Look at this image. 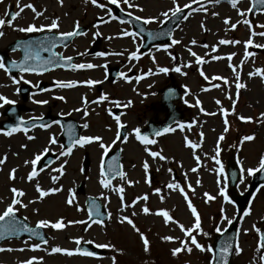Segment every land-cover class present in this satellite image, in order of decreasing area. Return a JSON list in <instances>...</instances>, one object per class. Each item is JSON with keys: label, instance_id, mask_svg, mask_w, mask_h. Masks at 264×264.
Here are the masks:
<instances>
[{"label": "rangeland", "instance_id": "rangeland-1", "mask_svg": "<svg viewBox=\"0 0 264 264\" xmlns=\"http://www.w3.org/2000/svg\"><path fill=\"white\" fill-rule=\"evenodd\" d=\"M14 1L16 3L15 12L20 11L21 8L23 11L5 29H1L4 33L3 36H0L1 50H5L4 46L15 38L26 34L18 29L29 25L47 26L51 21L58 19L59 27L57 29L44 27L43 30L67 32L71 31L74 23L77 22L80 26L88 28L86 35L79 36L72 44L60 47L58 51L63 56L79 58L77 64L91 63L97 67L73 69L66 75H59L62 72L59 70L47 77L50 79L62 78L65 82H83L91 79L100 81V83L91 85L83 93H80V88L77 87L83 83L72 88H64V90L56 88L51 98L54 106H50V108L54 111H57V107L60 111L68 108L80 124L81 136H100L108 148L119 146L122 149V166L126 178H115L111 181L109 188H104L100 184L98 158L102 149L99 147V142L94 141L83 147L78 146L76 153L60 157L59 153L62 151L59 140L61 131L56 126H52L47 132L37 131L31 135L34 137L33 140H28L22 133L16 137H2L0 153L2 157L6 155L7 160L5 164L0 165V170L3 168L0 172V214L11 203L13 197L11 189L17 188L25 193L20 199L23 204L28 206L25 208L16 205V209L25 217L28 215L27 219H31L32 224L38 223L40 220L54 223L63 218L65 227L63 229L46 227L49 233L48 243L45 245L39 242L41 247L36 250H33L32 245L37 242L29 240H12V242L2 243L0 248L4 249H12L14 245L20 244L21 246L23 244L25 251L21 258H10L12 257L11 251L0 252V264H18L21 259L28 260L33 257L37 258L35 264H113V257H115V264H211L212 253L201 252L194 246L191 253L182 251L177 256H173L171 250L177 246L180 247V241L187 238L177 223L165 224L164 219L155 213L158 210H167L175 218L174 220L183 224L185 228L194 225L195 219L185 218L183 214V210H186L185 208L188 206L182 193L166 187L168 183L175 180L184 188L192 205L197 209L201 220V230L194 231L193 235L205 247H212V235L217 232V228L224 231L229 225L228 220L233 222L240 218L237 206L233 201V195L245 192L252 177L246 170L257 168L260 158L264 156V116L261 115L264 113V78L256 76L257 81H251L248 75L256 68L264 69V48L255 47L257 44H264V37L251 35L252 31L256 33L264 31V28L260 27V25H264V10L257 14L248 12L251 0H239L235 9L230 3L221 0L220 3H208V0H202V2L207 1L208 11L206 13H192L187 20L183 19L175 29L170 42L155 44L146 52H142L140 50L141 37L122 35L124 31L134 32L131 24L125 21L121 23L119 19H112L104 8L93 5L90 0H62V4L60 0H0V19L3 16V11L8 9ZM130 2L138 7L129 9L122 0L118 5L111 4L109 0H97L98 4L103 3L106 8L111 9V16L114 17H116L114 9L120 7L127 13L131 12L134 16H140L142 20L158 18L154 22L146 24L148 28H155L163 24L166 19L161 16V13L174 6L173 0H130ZM176 2L183 7L184 4L191 3V0H176ZM27 4H32L42 15L36 16L31 9L25 8L24 5ZM195 6L197 5H192V7ZM219 6H228V9L225 12L220 11L217 8ZM185 10L188 13L190 11L189 9ZM239 11H244L245 16H239ZM213 12L218 15L213 16ZM101 17L110 23L102 25ZM226 18H230V24L236 23L238 20L249 19L251 29L242 22L232 29L230 25L223 23ZM95 25H99V27H94ZM97 31L101 33L99 36L101 39L100 52L109 53L103 57L87 53L88 48L92 47L96 39L94 33ZM37 32L40 31L35 33ZM173 39L179 40L180 43L173 45ZM221 39L238 40L241 43L219 45L218 41ZM248 39L253 40V45L248 46L247 51L253 52L254 55L245 60V42ZM192 40H196L197 43L193 45ZM205 44L209 47L205 48ZM212 46H217L215 52L212 51ZM189 48L207 62L197 65L195 58L188 51ZM134 51L137 52L138 59L130 57ZM216 52L223 57L220 64L212 63L211 57ZM80 53H84V55H79ZM233 53L235 55L229 61L227 56ZM18 55L19 53L10 52L11 57H18ZM242 60L244 62L241 65ZM112 65L119 66L128 79L125 80L121 76L114 82L107 81L106 70ZM230 65L236 66L240 82L246 85L245 88L239 90L238 95L235 88L236 73L233 72ZM161 67L168 68L169 71L161 73L159 72ZM177 67L181 69L180 72L175 71ZM201 71L209 77V80H205L200 75ZM144 74L150 76L149 79L145 80ZM215 75L227 78L228 84H224L223 80H212L211 78ZM138 76L142 78L137 80ZM6 80L8 77L3 69H0V95L11 97L6 88ZM170 81L181 85L184 90L179 104L185 107L186 117L171 127L175 129L174 132H167L151 138L157 141L156 144L143 145L134 138L133 129L143 128L148 120L164 118V113L160 108V88ZM213 84L220 86L215 87V91L212 92L203 90ZM47 94V98H49L51 92ZM101 95H106L108 99L92 106V99L95 98L94 100L98 101ZM61 96L64 97L63 100L57 99ZM85 98L86 104L83 102ZM197 100L200 101L199 104L196 103ZM217 100L221 102L219 105L216 103ZM114 101H119L123 110L120 116L121 122L128 129L126 142L124 139L116 140L117 124L114 114H110L108 111L117 107L113 103ZM129 101L132 102L131 105L125 107L124 105H127ZM3 103L0 100V108ZM47 108L44 106L42 110L47 111ZM201 108L204 111H201ZM221 108L228 111L227 132L224 131L225 117ZM76 109H81V111H76ZM85 110L87 115L84 114ZM209 113H215V115H209ZM241 116L252 119L250 121L241 120L239 118ZM84 124H87L88 127L84 128ZM179 124H192V127H185L184 130H181L178 127ZM200 132L204 133L202 139L199 135ZM221 135L224 136L223 140H219ZM246 135H253L254 139L241 143L242 138ZM52 137L56 139L55 144L49 143ZM185 137L201 146L193 151L186 146ZM24 145L27 147H23ZM45 147L52 150L51 152L56 155V160L53 164L45 167L44 171L39 172L38 177L29 182L26 180V176L31 171V165H26L25 161L31 156L34 158V155L41 153ZM146 147L150 151L161 152L166 159H153L145 151ZM217 147H219L217 158L220 164L212 159L217 154ZM85 153L90 155L91 167L83 172L81 168ZM230 154H233L237 159L240 169H245L241 173L243 182L240 179L235 191L228 186L226 173V161ZM197 155L200 157L199 165L195 160ZM65 160L67 163L64 164L62 175L51 171L53 168H59ZM144 161L149 164L147 172L142 167ZM221 165L224 170L222 174L219 172ZM8 168L9 170L17 169L15 179L7 178V175L10 176ZM192 168H198V171L192 172ZM169 169L172 171L169 172ZM37 170H39L38 166ZM174 170L177 172V179L174 178ZM53 175L59 176L55 182L51 179ZM129 180L132 181L131 184L127 182ZM198 180L199 183H197ZM80 182L85 184V193L76 191ZM37 183L44 190L53 187L61 190L41 199L35 188ZM189 184L194 187H191L194 191L189 189ZM119 186L124 187L123 202L120 199V194L113 190ZM221 187L225 189L231 203L220 195ZM157 188L161 189L159 194L155 192ZM175 191L178 192V197L173 194ZM205 193L214 196L215 199L207 200L204 196ZM145 194L148 196L147 201L139 200L134 206L132 205V201ZM89 195L97 196L102 200L110 214L106 222L102 224L87 223L88 213L85 199ZM70 196L73 199L71 205L66 202ZM161 196L164 197L163 200H161ZM30 201L34 202L29 203ZM181 202L185 203L186 207L181 208ZM124 204L129 206L123 207ZM144 206L149 208L150 214L142 212ZM245 212H250V214L247 216L242 214L240 218L241 231L237 240L242 252L238 255L233 253L231 264H264V252L260 246L259 233L255 230L256 228L260 229L264 223V186H261L255 193ZM133 213L135 216L132 215ZM123 216L133 219L140 233L147 237L149 240L148 251L144 250L140 234L127 222L120 223ZM224 216L228 220L223 219ZM76 221H85V223H75ZM165 236H172L176 239L166 241L163 239ZM76 239L96 245L108 244L110 247L103 248L107 250V254L103 257L87 256L74 251L77 248ZM52 247L67 249L73 251V254L51 253Z\"/></svg>", "mask_w": 264, "mask_h": 264}, {"label": "snow or ice", "instance_id": "snow-or-ice-1", "mask_svg": "<svg viewBox=\"0 0 264 264\" xmlns=\"http://www.w3.org/2000/svg\"><path fill=\"white\" fill-rule=\"evenodd\" d=\"M90 2L93 4V5H96L100 8H104L107 12V14L112 18V19H117V17H114V16H111V9H108L106 8V5L103 4V3H97V0H90ZM109 2L113 5H118L120 0H109ZM122 2L127 5V7L129 9L131 8H134V7H138V5H134L130 2V0H122ZM228 2L230 3V5L232 6V8H237V5H238V2L239 0H228ZM60 3L62 4V0H60ZM208 3H220V0H208ZM260 4V5H264V0H253V3H252V6L247 10L248 12H251L253 8L256 7V4ZM173 4L174 6L169 8L167 11H164L161 13V16H163L165 19H170V18H173V17H178L180 16V14H182L184 12V9H189V13L188 15H183V19L184 20H187L189 18V15H191L192 13H195V12H207L208 9L207 7L205 6V3L202 2V0H191V3H186L183 5V7L180 6L179 3L176 2V0H173ZM195 4L197 5V7H192V5ZM25 8H28V9H31L33 11V13H35L36 16H40L42 15L41 12H38L35 7L32 5V4H27V5H24ZM141 11H143V9H140ZM23 11V8L20 9V11L16 12V13H12L11 14V19L8 21L9 24H11V21L14 20L16 17H18L20 15V13ZM239 16L241 17H244L245 16V12L244 11H239ZM128 15L131 17L132 16V13L129 12ZM213 16H216L218 15L217 13L213 12L212 13ZM133 19H135L136 21H140L142 18L140 16H135L133 17ZM158 18H155V17H152V18H147V19H144L143 20V23L146 25V24H150L152 22H154V20H157ZM243 23L245 25H248L251 29V21L249 19H243L242 21L238 20L236 23H231L230 24V18H226L223 23L225 25H230V27L232 29H235L237 27V25L239 23ZM6 23L5 20L3 19H0V26H3L4 24ZM100 23H107V21H105L102 17L100 18ZM121 23H124L123 20H121ZM44 27H47L49 29H57L59 27V24H58V19L57 20H53L51 21V23L47 26H40V27H37L35 25H29L27 27H22V28H19L18 30L21 31V32H25V33H32V32H36V31H42L44 29ZM94 27H99V25H95ZM201 27L203 28L204 25L202 24ZM261 28H264V25H260ZM4 33L2 31H0V36H3ZM82 35H86V33L82 32L80 30V25L79 23H74L73 25V28L71 31H67V32H62L60 33V36L64 39V40H67L69 39L70 37H75V36H82ZM95 36H100L101 33L99 31L95 32L94 33ZM122 35L124 36H128V37H133L135 35H137L136 32H129V31H124L122 33ZM251 35L252 36H256V35H259L261 37H264V31H261L259 33H256L254 31L251 32ZM180 43L179 40H176V39H173L172 40V44H178ZM191 43L193 45H195L197 42L196 40H192ZM241 43L240 41L238 40H228V39H221L218 41V44L219 45H232V44H239ZM250 45H253V40L252 39H248L246 42H245V48H246V51H245V54H244V59H248L249 57L253 56L254 53L253 52H250V51H247V48L248 46ZM205 48L209 47L207 44L204 45ZM216 47L217 46H212V51L215 52L216 51ZM255 47H258V48H264V44H257L255 45ZM167 50V49H165ZM190 55L192 57L195 58V62L197 63V65H201L203 63H206L207 61H205L203 58H201L200 56H198L195 52L192 51L191 48L188 49ZM109 53H106V52H98V53H95V55L97 56H106L108 55ZM117 54H120V53H117ZM79 55H84V53H80ZM235 55L234 53L233 54H230L227 56V59L229 61H231L232 59V56ZM130 57L132 59H138V55H137V52H132L130 54ZM32 59V56L31 55H26L25 56V60H30ZM38 59V57H37ZM173 59H175V57H173ZM212 60H220V59H223V57L219 56V55H214L211 57ZM73 60L72 57H66L65 58V61L66 63L69 64V66L73 69H92V68H95L97 67V65H94V64H91V63H80V64H76V63H71ZM50 62V61H49ZM243 60L241 61V65L243 64ZM12 67H19L21 71L23 72H30V71H36V68L34 67H29L27 66L26 64H20L18 65L16 61H12ZM230 67L232 68L233 72L236 73V76H235V88L237 90V95L239 93V90L242 89V88H245L246 85L241 83L240 82V75H239V72L237 71L236 69V66H232L230 65ZM0 69H3L5 70V72L7 73H10L11 72V69H9L8 67H6V64L3 60V58H0ZM169 69L168 68H164V67H161L159 68V72L161 73H166L168 72ZM175 71L177 72H180L181 69L179 67H177L175 69ZM120 75L122 77H124L125 80L128 79V77L124 74V73H120ZM200 75L205 79V80H209V77H207L203 71L200 72ZM248 75L251 77V76H261L262 78H264V69H261V68H256L255 71H252V72H249ZM142 77L138 76L136 77L137 80L141 79ZM23 77L21 76L20 77V80H22ZM212 80H223L224 84H228V80L227 78L225 77H220V76H214L211 78ZM13 80V83L15 84H18L20 82V80H17L15 77L12 78ZM79 83H83V84H86V85H95L97 83H100V81H96V80H86V81H83V82H77V81H68V82H64V81H57L56 82V86L57 87H60V88H72V87H75L77 86ZM220 85L218 84H213L212 87H219ZM204 91H207L208 89H203ZM17 91H19V89H17ZM231 99V97H229ZM57 99H60V100H63L64 97H57ZM108 99V97L106 95H101L99 98H98V101H93V103H97V102H102V101H106ZM0 100H2L5 104H12V103H15V101H11L9 100L7 97L5 96H2L0 95ZM85 104L87 103V100L86 98L84 99L83 101ZM35 103H38V104H46L47 101H35ZM117 107H120V102L119 101H114L113 102ZM131 101L128 102L127 105H124L125 107L127 106H130L131 105ZM197 104L200 103L199 100H197L196 102ZM216 103L219 105L221 102L219 100L216 101ZM201 111H204L203 108L200 109ZM76 111H81V109H76ZM109 113L111 114V109L108 110ZM233 111H234V106H233ZM221 112L223 113L224 115V124H225V129L224 131L227 132L228 131V120H227V116H228V111L221 108ZM85 115H87V111L85 110ZM209 115H215V113H209ZM262 116H264V113L261 114ZM241 120H251L252 118L251 117H244V116H241L239 117ZM34 120L35 119H40V118H33ZM114 120L117 124V128H118V132H117V135H116V140H120L121 139V134L119 132V129H123L125 128V125L121 122V116L120 115H114ZM25 122L22 120L21 121V125H23ZM57 123H59L57 121ZM195 123V122H193ZM33 127H36L37 125L35 123H33L32 125ZM41 128H47V127H50V125L48 124H40L39 125ZM84 128H87L88 125L87 124H84L83 125ZM178 127L181 129V130H184L185 127H188V128H191L192 127V124H188V125H185V124H179ZM19 131H23L25 134H27L28 132V128L27 127H21L20 125H17L15 127H12L10 130L6 131L4 134L7 135V136H11L14 132H19ZM175 129L174 128H165L163 129V132L164 133H167V132H174ZM133 133H134V138L139 141L141 144L143 145H153V144H156L157 141L155 139H150L148 136L146 135H142L141 133V129L140 128H135L133 129ZM129 135H131V133H129ZM156 135L159 136L161 135V132H156ZM201 139L203 138V135L204 133L203 132H200L199 133ZM28 140H33L34 137L32 136H28L27 137ZM224 139V136L221 135L219 137V140H223ZM254 139V136L253 135H246L242 138V141L241 143L245 142V141H252ZM99 142V147L103 150V153L104 155H107L108 151H109V148L108 146H106L103 141H102V137L100 136H81L79 137L78 139H75L66 149H64V146H61L62 147V151H60L59 153V156H64V157H67L69 155L72 154V150H73V147H76V146H79V147H83L85 144H90L92 142ZM124 141L126 142L127 141V136L124 137ZM185 141H186V146L191 148L193 151H195L197 148H199L201 145L199 143H195L191 140H189L187 137H185ZM49 143L51 144H55L56 143V139L55 137H52L49 141ZM113 143H115V141H113ZM23 147H27L26 145H24ZM48 148L45 147L44 149L41 150V153H37L34 155V158L31 159L30 161L29 160H26L25 161V164H30L31 165V171L27 174L26 176V180L31 182L34 178L38 177L39 175V172H42L44 171V168L41 167L39 169V171L37 170V162L41 161L42 159V154L43 153H47L48 152ZM145 151L148 153V155L150 157H152L153 159H156V158H159L160 160H164L166 159L165 156H163L161 154V152H158V151H150L147 147L145 148ZM216 156H213L212 159H214L216 161L217 164H220V161L219 159L217 158L218 155H219V147H217V150H216ZM59 156L57 157V159L59 158ZM7 160V156L5 155L4 157H0V165H3ZM195 160L197 162V165H199V162H200V157L197 155L195 156ZM67 163V160L64 161V163H62L60 165L59 168H53L51 171L52 172H56V173H59V174H63L64 172V164ZM142 167L143 169L147 172V170L149 169V164L147 161H144L143 164H142ZM17 169L13 168L11 169L10 171V176L9 178L10 179H15V173H16ZM169 172H171L172 170L169 169L168 170ZM192 172H196L198 171V168H192L191 169ZM223 166L221 165L220 166V169H219V172L222 174L223 173ZM245 171V169L241 168V173H243ZM247 173L249 175H252L254 174L255 172L257 171H264V156H262L259 160V164H258V167L257 168H249L246 170ZM121 179H125L126 178V173H124L123 171H120L117 173ZM100 175H101V179H100V184L104 187V188H109L111 186V179H108V178H105L106 177V173H105V162L104 160L102 159L101 160V164H100ZM51 179L53 182H55L56 180L59 179V176L58 175H53L51 176ZM129 184L132 183V181H127ZM241 182L242 179H241ZM197 183H199V180L197 181ZM219 183V181H218ZM166 187L170 190H177L179 192H181L183 195H184V199L186 200L187 202V206L188 208L191 210V213L193 214V216L195 217V223L192 227H189V228H185V226L183 224H179L178 221H175L173 219V217L170 215V213L167 211V210H158L155 214L156 215H159L161 216L163 219H164V222L165 224H168L169 222H172V223H177L178 227L180 228V230L184 233V236L187 238L185 240H181L180 241V247H177V248H174L171 250V254L173 256H177L179 253H181L182 251H186L188 253H191L192 250H193V246L198 249L199 251L201 252H209V253H212L213 252V249L211 246H208V247H205L204 245L200 244L196 238L195 235H193V232L194 231H197V230H201V220H200V216L197 212V209L192 205V202L191 200L188 198V195L187 193L184 191V188L181 187V185L177 182H175V180H173V182L171 183H168L166 185ZM188 187L191 189V184L188 185ZM35 188H36V191L37 193L39 194V198L43 199L44 197H47L49 194L51 193H56V192H59L61 189L60 188H56V187H53V188H49L47 190H44L43 188H41L40 184L37 183L35 185ZM114 191H117L119 194H120V199L121 201L123 202V193H124V187L123 186H119L117 188H114L113 189ZM194 191V189H193ZM220 195L224 197V199L231 203L232 201L229 199L225 189L223 187L220 188ZM11 192L13 193V197L11 199V203L6 207V209L2 212V214H0V221H5L6 218H9V217H12L14 218L15 217V213L17 211L16 209V205H20L21 207H25L27 208L28 205L26 204H23L22 200L20 199L21 197H23L25 195V193L20 190V189H17V188H12L11 189ZM155 192L157 194H159L161 192V189L160 188H157L155 189ZM204 196L207 198V200H214L215 197L214 196H211L209 195L208 193H205ZM161 200L164 199L163 196L160 197ZM148 199V196L145 194L144 196H141V197H137L136 200L132 201V205L134 206L137 201L139 200H144V201H147ZM34 201H30L29 203H33ZM69 205H71L73 203V199L72 197L70 196L68 198V200L66 201ZM129 205L127 204H124L123 207H128ZM142 212L144 214H150V210L147 206H144L143 209H142ZM250 212H245L244 215L247 216L249 215ZM133 216H135V213L132 214ZM110 216V214H109ZM223 219L225 220H228V218L226 216L223 217ZM89 220L92 222V223H95L96 221L92 220V217H91V214L89 216ZM14 222V221H13ZM127 222L128 225H130L137 233L140 234V237H141V240H142V243L144 245V250L145 251H148L149 250V240L147 239V237L143 234V233H140V230L139 228H137V226L135 225V223L133 222V219H131L129 216H123L121 219H120V223H125ZM69 223H73V222H69ZM75 223H85V221H76ZM102 223V221H101ZM228 223L231 224L232 221L231 220H228ZM48 226H51L52 228L54 229H63L65 227V223H64V220L63 218H60L58 220H56L54 223L48 221V220H40L37 224V228H42V227H48ZM90 226V225H89ZM20 230H23V231H27L29 233H32L33 235H36V236H39V232H34L33 229L27 227L26 225L22 226V229ZM258 233H260V239L262 242H264V233H261V230L259 228H256L255 229ZM11 231L15 232L17 231V229L13 228L11 229ZM216 231H221L220 228H217ZM204 235H208L207 233H203ZM164 240L166 241H172L176 238L172 237V236H165L163 237ZM42 243L43 244H47L48 241L46 239H42ZM75 243L77 245H80L81 244V240L80 239H76ZM88 243H91V242H88ZM41 247L40 243H37V244H34L32 245V248L33 250H36V249H39ZM97 248H107V247H110V245L108 244H97L96 245ZM261 247H264V243L261 244ZM232 249V245L231 244H225L224 246L221 247L220 249V252H221V255H222V260H221V264H227V261L226 259H223V257L227 256V254H229L230 250ZM3 251H13V249H4V248H0V252H3ZM21 251H23V249H21ZM51 253H66L68 255H72L73 254V251H70V250H67V249H63L61 247H52L50 249ZM75 252H81V248L80 247H77L75 250ZM234 252L235 254H240L242 252V249L240 248L239 244L237 243L236 246H235V249H234ZM83 255H87V256H93L95 255L93 252L91 251H83L82 253ZM37 258L33 257V258H30L28 260H25L22 262V264H34V262L36 261ZM216 257H215V254H213V260H215ZM113 264H115V257H113Z\"/></svg>", "mask_w": 264, "mask_h": 264}, {"label": "water", "instance_id": "water-1", "mask_svg": "<svg viewBox=\"0 0 264 264\" xmlns=\"http://www.w3.org/2000/svg\"><path fill=\"white\" fill-rule=\"evenodd\" d=\"M263 8H264V5H260L257 3L256 7L253 8V12H256ZM184 14L185 12L180 14V16L178 17L171 18L165 26H163L162 28L158 30H152V31L145 30L142 24L133 18L124 16L123 14H120V16L125 19H130V20L132 19L135 22L136 31L146 38V41L142 48L143 50H146L151 44L155 42L168 41L170 39L173 29L181 21ZM73 38L74 37H70L69 39L64 40L60 35L51 34V33L30 37L28 39L29 43L26 46H23V58L20 62H18V64H26L27 66L31 67V63H34L36 65H40L36 69H40L41 71H45L47 69L65 65V60L61 58V55L55 52V48L60 44L62 45L68 44L69 42L72 41ZM16 47H18V44H14L12 48L15 49ZM91 51L95 52L96 48ZM26 55H31L32 59L26 61L25 60ZM7 63L11 65V61L8 60ZM110 74H111V78L114 79L118 77L119 70L117 68H114L111 70ZM179 93H180L179 89L175 87L165 88L163 92V97H162V106L167 114L166 119L162 122H157V123L150 122L146 130L142 132V135H146L150 137L152 135H155L156 132L158 131L163 132V129L167 128L169 125H171L176 120L183 118V114L179 111V109L174 104V100H177L179 98ZM117 112L119 113V111ZM121 133H122V136L125 137L126 128H123L121 130ZM65 135L68 137V140L66 142L67 145H70L75 139L78 138V131L74 124H70V126L66 127ZM53 159H54L53 156H48L45 161V164L50 163L51 161H53ZM120 171H121L120 150L118 149L112 155H110L107 160V163H106L107 177L111 179L115 175H118L117 173ZM228 172H229V178H230V185L235 186L239 178V171L233 159L229 160ZM262 183H264V171H257L253 176L252 182L249 186L247 193L242 196L235 197V200L237 201L239 205L240 211H243L247 207L252 193ZM82 187L83 186H80V189H82ZM88 205L90 208L92 219L97 218L102 221L107 217V215L103 212L100 206V203L97 200L90 198L88 200ZM24 225H26L25 221L23 223L18 224L16 221L14 222L9 221L8 218H6L5 221H0V243L6 238L22 237L23 235H25V233H29L27 231L20 230L22 229V226ZM13 228L17 229V231L15 232L11 231V229ZM238 230H239V225L235 223L224 234H221V235L217 234L214 236L213 246H214V254H215L216 259L214 260L213 264H221L222 255H221L220 249L225 244H231L232 249L230 250L229 254L223 257V259H226L227 264H229V260H230V257H231V254H232V251L235 245V241L237 238ZM33 231L39 232L40 235L36 236V235H33L32 233H29V234L32 236H35L36 238L40 240L46 239V236H43L42 234V229L35 228L33 229ZM262 233H264V227L262 229ZM79 247L81 248V251H85V250L91 251L95 255L103 254V252L100 249L90 244L83 243Z\"/></svg>", "mask_w": 264, "mask_h": 264}, {"label": "flooded vegetation", "instance_id": "flooded-vegetation-1", "mask_svg": "<svg viewBox=\"0 0 264 264\" xmlns=\"http://www.w3.org/2000/svg\"><path fill=\"white\" fill-rule=\"evenodd\" d=\"M5 75L8 77V80H6V88L9 90L10 94L13 95L18 103V107L20 108V114L25 119H31V118H37L42 117L45 115H54L55 112L50 110V104L51 102H48V95L41 94L45 92V90L48 89V86L50 84L49 79H45L44 76L49 74H43L39 75L37 73H31V72H19L16 76H13L7 72H5ZM23 77L22 80H20V77ZM15 77L17 80H20L18 84L13 83L12 78ZM24 83L30 84V91L26 95V101H24V94L21 92V86ZM39 83H44L45 87L43 90H40L38 87ZM19 89V91H17ZM41 98V99H40ZM35 101H47L46 104H38L35 103ZM48 107L47 111H43V107ZM2 113V112H1ZM2 119H4V116H2ZM1 124V123H0ZM7 130H4L0 127V138L1 136H7L4 133ZM14 134V133H13Z\"/></svg>", "mask_w": 264, "mask_h": 264}, {"label": "bare ground", "instance_id": "bare-ground-1", "mask_svg": "<svg viewBox=\"0 0 264 264\" xmlns=\"http://www.w3.org/2000/svg\"><path fill=\"white\" fill-rule=\"evenodd\" d=\"M203 3H205V6L207 5V1L206 2H203ZM11 4H14L15 5V1L13 2V3H11ZM195 7H197V6H195ZM228 6H219V7H217L220 11H224L225 12V10L226 9H228L227 8ZM195 13H199V12H195ZM105 20V19H104ZM105 21H107V20H105ZM110 22L109 21H107V23H101L102 25H107V24H109ZM206 43H207V41H206ZM215 55H219V56H221L222 57V55L220 54V53H218V52H216L215 53ZM222 60L223 59H220V60H213L212 61V63H215V64H220V63H222ZM149 77L150 76H145V79L147 80V79H149ZM249 80H251V81H257V78H256V76H249ZM78 88H80L79 90H80V93H83V92H86L91 86H89V85H86V84H81V85H79V86H77ZM207 91H209V92H212V91H215V89H213V87H209L208 88V90ZM97 103H91V105L92 106H95ZM60 140H62V138L60 137ZM36 147H38V146H36ZM35 147V148H36ZM51 149H49L48 150V152L46 153V154H48V153H51ZM60 157H63V156H60ZM32 157H30V158H28V160H30ZM33 159V158H32ZM173 194H177V192L175 191V192H173ZM182 206H185V204H182ZM183 214L185 215V218H191V220H192V214L190 213V211H186V210H183ZM21 249H23V251H21ZM24 251H25V249L23 248V247H19L18 249H15V250H13V251H11V254H12V257H10V258H14V257H22V254L24 253ZM13 253H15V254H18L17 256H15ZM23 261H25V260H23V259H21V262L19 263V264H22V262ZM34 264H35V262H34Z\"/></svg>", "mask_w": 264, "mask_h": 264}]
</instances>
